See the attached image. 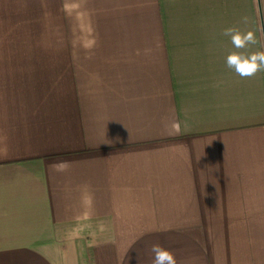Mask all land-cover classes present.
Masks as SVG:
<instances>
[{
    "label": "crops",
    "instance_id": "1",
    "mask_svg": "<svg viewBox=\"0 0 264 264\" xmlns=\"http://www.w3.org/2000/svg\"><path fill=\"white\" fill-rule=\"evenodd\" d=\"M233 51L264 0H0V264H264V71Z\"/></svg>",
    "mask_w": 264,
    "mask_h": 264
},
{
    "label": "clouds",
    "instance_id": "2",
    "mask_svg": "<svg viewBox=\"0 0 264 264\" xmlns=\"http://www.w3.org/2000/svg\"><path fill=\"white\" fill-rule=\"evenodd\" d=\"M247 23V18H244ZM224 36L230 38L232 46L239 50L256 43L253 31L241 32L238 28L229 27L224 30ZM227 67L234 70L242 78L254 77L258 72L264 71V51L245 54L233 51L226 57ZM152 264H177L174 254L160 244H153L150 248Z\"/></svg>",
    "mask_w": 264,
    "mask_h": 264
}]
</instances>
